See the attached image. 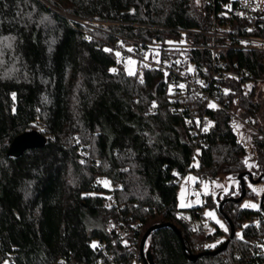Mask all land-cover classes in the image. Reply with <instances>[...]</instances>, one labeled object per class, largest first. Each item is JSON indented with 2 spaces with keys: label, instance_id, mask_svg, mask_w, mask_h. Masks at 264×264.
Masks as SVG:
<instances>
[{
  "label": "trees",
  "instance_id": "1",
  "mask_svg": "<svg viewBox=\"0 0 264 264\" xmlns=\"http://www.w3.org/2000/svg\"><path fill=\"white\" fill-rule=\"evenodd\" d=\"M229 1L233 29L214 37V7ZM238 2L0 0V264L71 256L83 264H130L132 247L156 221L176 223L186 248L173 226L157 227L146 240L153 264H264L260 205L223 203L235 232L213 253L206 250L229 236V222L227 231L218 226L205 234L182 222L177 204L179 182L190 169L199 178L220 172L235 178L238 187L232 182L222 196L241 191L240 171L264 172V139L233 114L264 131L256 96L264 49L245 47L240 37H264V12L249 19ZM214 38L223 60L217 68H249L250 80L220 74L217 85L210 79L224 106L197 105L210 118L205 131L187 108H170L171 71L137 58L143 75L129 74L117 55L148 53L209 77ZM33 127L42 129L45 142L10 154L15 135ZM205 203L219 208L212 192ZM111 220L131 229L112 239ZM187 250L201 254L191 260Z\"/></svg>",
  "mask_w": 264,
  "mask_h": 264
},
{
  "label": "built area",
  "instance_id": "2",
  "mask_svg": "<svg viewBox=\"0 0 264 264\" xmlns=\"http://www.w3.org/2000/svg\"><path fill=\"white\" fill-rule=\"evenodd\" d=\"M213 4H215V0H212ZM239 7L240 10L246 14L249 19H254L257 17H260L262 15L263 7L261 4L258 3V0H239ZM222 8L217 9L214 7V18L212 23V33L213 36L217 34H223L228 32V30L233 29L232 21L229 15L231 14V9L233 7V2H223ZM216 14H219L222 16L223 20L221 21L216 18ZM255 26V21L252 20L251 27ZM227 30H224V29ZM242 39V44L245 47H259L264 49V37L252 35V34H244L240 36ZM226 43H222L224 45ZM210 45L212 46V55H213V64L214 66L210 71H207L209 77H204L202 75V72L195 71L192 68L183 69L181 68V63H177L173 66H170L168 64L161 63L158 59H155L153 57L146 58L143 54H135L137 58H139L141 65L143 62H147L150 64L155 65H163L166 69L171 71V93L169 94L170 98V108H176V109H188L190 112L194 113V116L198 121L200 122L199 130H207V126L209 124L210 118L207 116L205 112H202L201 114L196 112V109L198 108L197 105H201L204 107L207 106H224V102L219 97V93H217V90L212 85V80L214 81V84H219V80H217V76L222 74L224 76L228 75H245V80L249 81L250 76L247 75L250 73L249 68L242 70V69H232V68H217L218 64H220L223 60L220 58L219 55V44L215 41V38L213 41H211ZM132 53V52H131ZM224 63V62H223ZM139 65L138 69V75L142 77L143 75V68ZM202 71L206 72V68H203ZM211 79V81H210ZM180 85H183L184 87H180ZM203 108V107H202ZM233 114L235 115V118L240 120V122L245 123L249 127L255 129L258 131V133L262 136L264 139V131L258 129L255 125H253L250 121V118L247 116L242 115L241 113L237 111H233ZM262 150L264 152V142L262 144ZM204 213L202 208H198L195 210L192 214V217H186L181 215L182 222L187 225L193 227L195 230L204 232L205 234L208 233L207 227L205 223L203 222ZM133 226L135 228H139V225L134 222ZM107 227L112 230V233L114 236L112 239H115L116 237H119L120 235L128 232L131 229V225L128 222L122 221V220H111L107 222ZM137 245L133 246L131 249L133 260L130 264H144V257L141 252L140 247V241L141 238H138ZM102 244H105L104 242ZM83 264L79 263L77 259L74 257L69 258H61L56 262H53L51 264Z\"/></svg>",
  "mask_w": 264,
  "mask_h": 264
},
{
  "label": "rangeland",
  "instance_id": "3",
  "mask_svg": "<svg viewBox=\"0 0 264 264\" xmlns=\"http://www.w3.org/2000/svg\"><path fill=\"white\" fill-rule=\"evenodd\" d=\"M258 3L264 6V0H258ZM119 57L123 67L128 72L138 71V59L135 54L131 52H123L119 54ZM145 57L149 58V54H145ZM129 61H135V63L132 64L129 63ZM258 82L259 84L256 85V96L262 97V105L259 114L264 122V79H261ZM238 125L241 124L238 123ZM251 156L252 150L250 149L248 152V158ZM197 160L198 159L196 157L195 161ZM102 179L104 182L107 181L108 185H110V180L107 176H103ZM246 181L248 188H252L255 193L245 194L241 199V203L255 206L260 205V197L264 192V178L258 181H250L247 177ZM232 182L235 183L236 187H238V181L235 178L228 177L226 172H220L215 177L210 179L199 178L195 171L191 169L188 170L185 174H183L177 189V204L180 208L181 215L189 218L192 217L194 211H192L191 206L200 204V208H202L204 213L203 222L205 223L208 232L215 230L218 226L222 227L221 225H223V229H227L228 221L226 217L222 214L219 208H217V206L205 203V199L206 194L212 192L214 198L219 204L220 198L223 197V193L229 189ZM209 213H212V215H209ZM223 235L224 233L221 231L220 234H216V237L212 241H219ZM145 246H147V241Z\"/></svg>",
  "mask_w": 264,
  "mask_h": 264
},
{
  "label": "water",
  "instance_id": "4",
  "mask_svg": "<svg viewBox=\"0 0 264 264\" xmlns=\"http://www.w3.org/2000/svg\"><path fill=\"white\" fill-rule=\"evenodd\" d=\"M45 139H46V135L38 127H33L30 129L23 130L22 132L15 135V137L12 139L8 152L10 154L17 155V154L21 153L23 151V149L26 147L42 145L45 142ZM263 176H264V172H260L258 175H255L253 170H251L249 168L244 169L238 173V178H239L240 184H241V191L238 194H228L226 196H223L222 198H220L219 204H218L219 209L221 210V212H223V214L225 215V217L227 218V220L229 222L230 234L228 237H226L224 240H222L217 246H215L211 249H208L206 251H210V252L215 253V252H218L219 250L225 248V246L229 242L230 237L235 232V224H234L232 218L223 210V203L227 199L241 200L243 198V196L246 194L247 189H248V186L246 184V182H247L246 178L247 177L249 178L250 181H258V180L262 179ZM260 207L264 211V192L261 194V197H260ZM166 224L171 225L175 228V230L181 236L183 246L186 248V243H185V240L183 238L181 229L176 223H174L172 221H156L146 228V230L143 232L142 237H141L140 247H141V252L143 254V257H144V264H153V254L151 252V249L148 246H145L147 237L149 236L150 232L153 229L160 227L162 225H166ZM187 254L191 260H196L199 257V255L201 254V252H193V251L187 250Z\"/></svg>",
  "mask_w": 264,
  "mask_h": 264
},
{
  "label": "snow or ice",
  "instance_id": "5",
  "mask_svg": "<svg viewBox=\"0 0 264 264\" xmlns=\"http://www.w3.org/2000/svg\"><path fill=\"white\" fill-rule=\"evenodd\" d=\"M129 51H132V49H129ZM117 55H119L118 53H117ZM129 63H132V64H134L135 63V61H129ZM112 71H115V69H113ZM129 74H134V73H132V72H130ZM143 82V80H141V83ZM180 87H184L183 85H180ZM15 98V93H13V99ZM42 130V129H41ZM105 183V185L107 186V184H108V182L107 181H105L104 182ZM247 206H249V205H245V207H247ZM252 207H255V205H252ZM209 215H212V213H209ZM219 222V221H218ZM222 227H223V225H221ZM225 231H227V229L225 228ZM93 247H95V245H93ZM62 264H63V262H62Z\"/></svg>",
  "mask_w": 264,
  "mask_h": 264
},
{
  "label": "crops",
  "instance_id": "6",
  "mask_svg": "<svg viewBox=\"0 0 264 264\" xmlns=\"http://www.w3.org/2000/svg\"><path fill=\"white\" fill-rule=\"evenodd\" d=\"M262 7H263V11H264V6L262 5Z\"/></svg>",
  "mask_w": 264,
  "mask_h": 264
}]
</instances>
